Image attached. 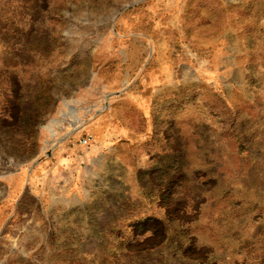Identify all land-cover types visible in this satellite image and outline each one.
I'll return each mask as SVG.
<instances>
[{
    "label": "rangeland",
    "instance_id": "rangeland-1",
    "mask_svg": "<svg viewBox=\"0 0 264 264\" xmlns=\"http://www.w3.org/2000/svg\"><path fill=\"white\" fill-rule=\"evenodd\" d=\"M0 264H264V0H0Z\"/></svg>",
    "mask_w": 264,
    "mask_h": 264
},
{
    "label": "built area",
    "instance_id": "built-area-1",
    "mask_svg": "<svg viewBox=\"0 0 264 264\" xmlns=\"http://www.w3.org/2000/svg\"><path fill=\"white\" fill-rule=\"evenodd\" d=\"M90 141V137H87V138H83L79 141V144L81 146H86L88 144V142Z\"/></svg>",
    "mask_w": 264,
    "mask_h": 264
}]
</instances>
